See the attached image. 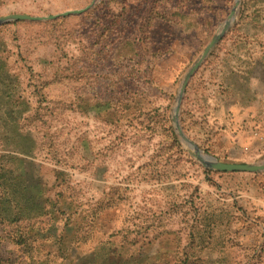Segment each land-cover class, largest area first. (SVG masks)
<instances>
[{
	"label": "rangeland",
	"instance_id": "1",
	"mask_svg": "<svg viewBox=\"0 0 264 264\" xmlns=\"http://www.w3.org/2000/svg\"><path fill=\"white\" fill-rule=\"evenodd\" d=\"M91 1L0 0V16ZM236 1L94 0L0 23V264H60L62 243L145 227L264 264V170L205 167L172 119L220 33L177 124L202 155L264 163V0Z\"/></svg>",
	"mask_w": 264,
	"mask_h": 264
},
{
	"label": "crops",
	"instance_id": "2",
	"mask_svg": "<svg viewBox=\"0 0 264 264\" xmlns=\"http://www.w3.org/2000/svg\"><path fill=\"white\" fill-rule=\"evenodd\" d=\"M264 91V83H262ZM264 96V92L262 94ZM230 220L226 224L230 229ZM144 231H133L126 234L122 243L94 244L86 252L78 253L75 246H70L62 257L60 264H230L228 256L220 249V243H204L202 239H173L164 228L153 233L150 227ZM70 252V254H69Z\"/></svg>",
	"mask_w": 264,
	"mask_h": 264
},
{
	"label": "water",
	"instance_id": "3",
	"mask_svg": "<svg viewBox=\"0 0 264 264\" xmlns=\"http://www.w3.org/2000/svg\"><path fill=\"white\" fill-rule=\"evenodd\" d=\"M238 0L236 1V3ZM94 3V0L91 1L89 5L82 9H73V10H67L59 14H54V15H47V16H32V15H27L23 13H11L8 15L0 16V23L8 22L11 20H31V21H36V20H49V19H54L57 16H66L70 14H78L81 13L85 10H88V8ZM232 13H234V10L231 11L230 16H232ZM221 34H217L213 39L206 45L204 48L202 54L198 59L194 62V64L191 66V68L188 70V73L185 75L184 80L182 82V85L180 87V93L177 98V102L175 107L173 108V116L172 119L175 123V127L177 130V133H179L180 139L183 143H185L189 148H192L194 150V155L199 158L201 163L210 169H215L217 171H228V172H235V171H242V172H258L264 170V163L261 164H250V163H230V162H221L218 161L215 157L209 156V155H202L201 152L194 146V144L182 133L179 125L177 124V114L179 110V101H180V96L183 92V89L186 85L188 77L193 73V71L198 67L200 62L202 61L203 57L209 52V50L215 45V43L218 41L219 37Z\"/></svg>",
	"mask_w": 264,
	"mask_h": 264
},
{
	"label": "trees",
	"instance_id": "4",
	"mask_svg": "<svg viewBox=\"0 0 264 264\" xmlns=\"http://www.w3.org/2000/svg\"><path fill=\"white\" fill-rule=\"evenodd\" d=\"M1 61V59H0ZM1 63V62H0ZM10 74L9 73H4V71H1L0 70V86L1 85H11L13 83L12 79L10 78ZM0 93H1V96H4V95H9L8 93H3L2 90L0 89ZM61 244V243H60ZM61 245H63V249H62V252L67 253L68 251V248L66 247V245L64 243H62ZM61 250V249H60ZM70 254V252H69ZM82 264H85L84 262H80ZM78 264V263H77Z\"/></svg>",
	"mask_w": 264,
	"mask_h": 264
}]
</instances>
